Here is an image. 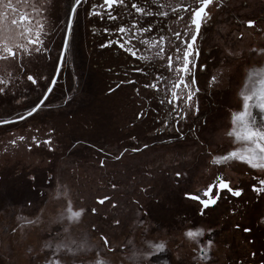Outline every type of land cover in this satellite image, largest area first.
<instances>
[{
  "label": "rangeland",
  "instance_id": "obj_1",
  "mask_svg": "<svg viewBox=\"0 0 264 264\" xmlns=\"http://www.w3.org/2000/svg\"><path fill=\"white\" fill-rule=\"evenodd\" d=\"M58 34L61 35V32ZM248 34L243 35L241 42L232 45V51L244 49L248 52L252 48H264V32ZM250 58L251 65L240 69L231 109L221 112L220 120L213 119L206 131L198 129V136L204 135L205 140L216 141L218 133H226L230 129L232 113L241 110L239 91L247 83L248 73L253 68H264V58ZM54 66L53 57L44 74L34 71L40 86L33 87L27 97L24 71L16 86V95L12 94L14 86L7 95H0V119H14L30 110L51 79ZM11 69L9 61L4 62L0 66V77L12 80ZM259 79V76L253 77L256 86ZM59 92L60 89L56 87L46 106L34 116L17 123L0 125V264H35L33 253L28 251L30 248H40L58 232L64 239L62 226L50 225L49 220L64 211L68 199L72 200L74 207H97L98 213L86 214L79 222H69L72 226L67 238L78 244L86 242L85 246L94 251L100 245L99 236L107 234L112 246H119L121 250L118 255L110 257V264H131L123 259L129 240L133 242L129 248L134 246L138 250L146 249L149 242L164 241L167 252L161 254V264L164 260H168L169 264H203L202 261H192V248L195 245L184 235L189 227L204 229L205 236L201 243L208 239L214 241L211 264H228L252 249L260 250L264 257V196L258 197L251 191L252 181L249 179V176L256 174L255 170L249 172L235 162L224 165L221 170L211 165L210 158L202 159L204 153L191 156L197 146L191 143L194 137L190 135L183 142L166 145L160 141L150 145L153 137L147 140L142 138L140 125L131 126L128 123L137 112L133 102L127 109L124 101L116 97L94 102L78 101L74 95L73 100L65 106L63 100L70 93L61 96ZM77 109L81 112L78 117ZM21 136L25 139L20 140ZM33 137L36 139L33 140ZM132 137H136V140ZM47 139H51L50 145L43 143ZM13 140L15 144L11 143ZM156 140L161 138L157 137ZM217 142L226 151L242 146L226 136ZM144 143L150 145L149 150L129 152L120 161H115V155L123 148L137 144L142 147ZM185 152L189 154L188 160L181 155ZM177 156H180L179 161ZM101 159L107 161L104 168L99 166ZM174 169L186 174L177 178ZM221 174L233 181L234 186L244 187V194L234 198L226 191L217 190L220 197L217 204L200 216L199 203L186 198V193L205 198L207 185ZM112 183L117 184L116 189L111 188ZM61 185L67 186L68 197L55 196L56 188ZM149 186L147 194L141 191ZM104 195L113 197V203H117L118 207L113 209L107 203L98 205L96 200ZM137 200L144 206L143 211L136 210L138 206L134 207ZM231 210L234 211L232 217L222 218L225 211L232 213ZM145 212L147 216H144ZM20 216L27 219L39 216L42 222L24 225V221L17 219ZM140 217L144 218L147 230L138 224ZM116 219L121 221L119 226L115 224ZM237 223L243 228L234 231ZM244 227L253 231L244 232ZM209 228L213 230L211 233L208 232ZM92 254L84 253V256ZM178 256L181 258L179 261L176 259Z\"/></svg>",
  "mask_w": 264,
  "mask_h": 264
},
{
  "label": "snow or ice",
  "instance_id": "obj_2",
  "mask_svg": "<svg viewBox=\"0 0 264 264\" xmlns=\"http://www.w3.org/2000/svg\"><path fill=\"white\" fill-rule=\"evenodd\" d=\"M51 5V0H0V61H16L23 68L22 61L24 57H32L33 55H47L52 58L53 51L56 52L54 57L56 61L55 71L59 73L66 65L70 58V54L74 47V22L78 16V10L82 9L89 21L97 18L99 22L105 25L100 31L104 39L99 44L101 49L115 47L122 54L127 55L134 65L132 71L147 77L150 75L148 65L155 72V77L151 83L144 84V88H150L156 95H163V99L158 100V104L170 106L171 111L168 115L176 114L174 131L177 134L175 139L169 138L163 140L164 144H174L175 141H186L188 138L182 133L179 124L182 119H186L187 112H180V103L183 101L191 106L193 96L199 92V88L193 90L192 85L196 83L195 76L192 73L193 67H198L201 49L197 45V40L201 34V29L212 20V9H223V0H181L180 3L173 6L171 0H73L69 5L66 20L62 28H54L50 31L48 28L47 15ZM23 7L24 11H21ZM31 9V11H28ZM188 14L190 24L183 32L172 31V28L166 23L171 17L183 20L184 15ZM259 21L248 18L245 27L248 29H256ZM194 28V31L192 29ZM264 31V29H262ZM57 32H62V39L58 47L55 45L53 37ZM93 35L97 32L94 29ZM240 33V37H243ZM52 45V47H49ZM145 51H154L152 56L144 55L141 49ZM211 54V52L209 53ZM229 56H239L240 53L228 52ZM246 56L264 58V48L259 50L250 49ZM206 67V65L204 66ZM112 71L111 69H108ZM170 74V76L168 75ZM11 75V73H9ZM26 75L27 81L32 85L38 83L33 75ZM119 75V74H118ZM127 76V73L124 74ZM259 76V86L253 81V77ZM213 81L216 77H212ZM124 83L135 84V80H121L115 87L109 88V93L115 92L123 86ZM52 84H55L53 79ZM0 95H7L9 90L14 86L12 80H6L0 77ZM52 87H48L47 91L42 93L38 98V102L30 108L24 115H18L16 119H0V125H7L26 120L37 114L46 106ZM139 92V89H137ZM183 93V95H181ZM15 95V93H12ZM239 97L242 98L241 110L232 113L231 127L226 133H218L216 141L205 140L201 136H195L191 143L196 144L197 150L191 154L195 157L204 153L202 159L210 158V163L222 170L224 165L238 163L247 168L249 172L255 170L256 174L249 176L252 181L250 188L258 197L264 196V68H253L247 76V83L239 91ZM73 100V96L69 95L64 100V104H68ZM19 103V101H18ZM179 109V111H178ZM199 112V107H196ZM146 113L138 112L137 119H142ZM163 125L157 128V133L162 134L171 131L169 121H157V124ZM207 123V121H205ZM194 131V130H193ZM224 136L232 138L233 143L239 142L242 146L233 147L230 151L222 149L217 142ZM20 140L25 137L21 136ZM36 138L33 137V140ZM136 140V137H132ZM15 144L16 141H11ZM44 144L50 145L51 139L43 141ZM39 146V145H37ZM150 145L144 143L141 147L137 144L131 148H123L115 155V161H120L129 152L141 153L149 150ZM103 152V149L100 150ZM215 152L223 154L214 155ZM185 160L189 159L187 152L181 154ZM180 156H177L179 161ZM107 161L101 159L99 166L104 168ZM243 171L244 168L242 167ZM175 177L179 178L185 175L182 170L174 169ZM35 179V177H33ZM59 183V182H57ZM63 188V192H61ZM112 189L117 188L116 183L111 184ZM150 190L148 188L141 189L145 194ZM217 190L226 191L234 197H241L244 194V187L234 186V182L224 175H216L215 180L207 185L204 197L199 195H190L186 193V198L197 201L200 205L199 215L204 216L206 210L214 207L219 200ZM63 195L68 197L69 193L66 185L56 188L55 196ZM98 205L109 204L113 209L118 207L117 203H113V197L104 195L96 200ZM138 206V207H136ZM136 210L143 211L144 206L140 201H135ZM43 211V210H41ZM97 214L98 208H85L84 206H73L71 199L66 201L65 209L57 216L50 218V225L62 226L64 239H61V233L52 236L40 248L33 250L32 259L35 264H110V257L120 253L119 246L113 247L107 234L100 235V245L93 251L92 248L85 246V243L78 244L75 240L67 238V234L72 226L69 222H79L86 214ZM148 213L145 212L144 216ZM18 220L24 221V225L40 224L41 217L35 219H27L26 217H17ZM138 224L147 230L144 218H138ZM115 224L119 226L121 221L115 220ZM20 225L19 227H24ZM237 228L240 225H236ZM100 231L99 229H93ZM15 232L16 229H13ZM213 230L208 229L211 233ZM244 232L252 231L251 228L245 227ZM185 237L191 241L195 247L192 248V261L203 264H211V252L214 241L208 239L201 243L205 236L203 228L189 227L184 233ZM131 240L125 245V254L123 259L131 262V264H161L162 255L166 254L167 247L164 241L157 243L149 242L146 249L129 248L132 245ZM100 249H103L101 251ZM92 252V255L84 256V253ZM253 256L256 253H252ZM181 259L179 256L176 258ZM163 264H169L168 260H164Z\"/></svg>",
  "mask_w": 264,
  "mask_h": 264
},
{
  "label": "flooded vegetation",
  "instance_id": "obj_3",
  "mask_svg": "<svg viewBox=\"0 0 264 264\" xmlns=\"http://www.w3.org/2000/svg\"><path fill=\"white\" fill-rule=\"evenodd\" d=\"M72 2L73 0H51L49 11L46 13L49 26L46 30L50 31L57 27H63L69 5ZM180 2L181 0H171L173 6ZM223 3L225 5L223 9L210 6L212 9V20L201 29V34L197 40V45L201 49V56L199 58L200 66L192 68V73L196 81L192 85V88L193 90L199 88V92H196L193 96L190 107L183 101L180 103V109H183L180 115H183V112H187V117L180 121L179 127L187 138L189 135L191 137L198 136V129L206 131L208 124L213 119L220 120L221 118L219 119V116L221 112L225 113L231 109L232 103L235 100L236 86L240 79V69L251 65V58L245 55L247 51L244 49H237L235 51L240 53L239 56L233 57L227 55L228 52H232V45L234 43L241 42L242 37H240V33L248 36V32H264L262 31L264 29V0H223ZM21 11H24L23 7ZM28 11H31V9H28ZM183 15V20L171 17L166 21L173 32H183L190 24L191 18L188 14L185 13ZM248 18L259 21L256 29H248L245 27ZM104 26L103 22H99L97 18H92L90 22L83 8L78 10L77 19L74 22V47L70 58L59 73L55 71V61L53 74L45 86L46 88L43 93L47 91L48 87H52V92L57 87L58 90L60 89L59 95H69L70 93L71 96L75 95L78 101L88 100L95 102L98 100H110L116 97L124 101L127 109L129 108L130 102H133L137 107V112L133 120L128 123L131 126L136 124L140 125L142 138H146L147 140L153 137V140L149 142L150 145H155L169 138L175 139L177 135L174 131L175 120L177 118L176 114L168 115L171 111L170 106L167 104L163 106L158 104V100L164 98L163 95H156L152 89L144 88V84L152 82L155 77V72L152 71L150 66L145 65L148 67L150 75L147 77L141 76L132 71L135 62L127 55L122 54L115 47L101 49L99 44L104 39V36L100 30ZM94 29L97 32L96 35L92 34ZM192 31H194V28ZM236 32L239 33L236 35ZM58 33L53 37L56 47L59 46L63 35L62 32L61 35ZM57 39H59V43ZM49 47H52V45H49ZM237 47H240V45H237ZM141 51L144 55L152 56L155 50L145 51L142 48ZM210 52L211 54H209ZM53 53L55 54V51ZM53 53L52 58L56 55ZM52 58H49L47 55L24 57L22 61L23 68L16 61H9V65L12 68L11 78L14 84L13 90L15 95L19 78L22 77L21 74L25 71L27 75L34 76V71H47ZM4 62L6 61H0V66ZM205 65L206 67H204ZM125 73H127V76L124 75ZM168 75L170 76V74ZM214 76L216 77L215 81L212 79ZM34 77L36 78V76ZM53 79H55L54 85L52 84ZM128 79L135 80L136 83H124L115 92L109 93L110 87H115L121 80ZM25 81L28 85L25 93L27 97L31 93L32 88H37L40 86V83L37 79L38 83L32 85L30 81H27L26 75ZM57 84L59 85L57 86ZM137 89H139V92H137ZM80 104L81 102L78 103V106ZM197 106L199 107V112L196 111ZM78 109L76 117L81 113ZM138 112H145L146 114L142 119H137ZM165 119L169 121V128L172 130L158 134L157 128H162L163 125L162 123L157 124V121H163ZM157 137L161 138V140H156ZM202 138L205 139V136L203 135ZM252 253H256V255L253 256ZM228 264H264V257H262L260 250L258 252L252 249L248 253L238 255L233 262Z\"/></svg>",
  "mask_w": 264,
  "mask_h": 264
},
{
  "label": "trees",
  "instance_id": "obj_4",
  "mask_svg": "<svg viewBox=\"0 0 264 264\" xmlns=\"http://www.w3.org/2000/svg\"><path fill=\"white\" fill-rule=\"evenodd\" d=\"M234 198H237V197H234ZM227 209H228V207H227ZM228 211H230L229 209H228ZM232 211V213H230V212H227V211H225L224 213H223V216H222V218L223 217H226V218H228V217H232V214L234 213V211L233 210H231ZM226 213V214H225ZM240 224H241V222H240ZM237 225H239V223H237ZM243 228V226H240L239 228H235V230L234 231H238V229H242ZM245 228V227H244ZM252 231H253V229H252ZM252 231H250V232H252ZM250 242H252V240L250 241ZM233 262V261H232Z\"/></svg>",
  "mask_w": 264,
  "mask_h": 264
},
{
  "label": "water",
  "instance_id": "obj_5",
  "mask_svg": "<svg viewBox=\"0 0 264 264\" xmlns=\"http://www.w3.org/2000/svg\"><path fill=\"white\" fill-rule=\"evenodd\" d=\"M24 114H26V113H24ZM24 114H23V115H24ZM14 119H16V118H14ZM14 119H13V120H14Z\"/></svg>",
  "mask_w": 264,
  "mask_h": 264
}]
</instances>
